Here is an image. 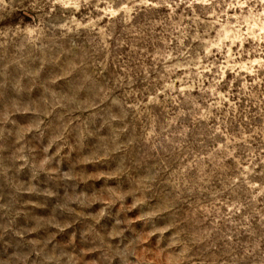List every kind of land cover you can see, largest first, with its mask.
<instances>
[{
  "label": "rangeland",
  "instance_id": "rangeland-1",
  "mask_svg": "<svg viewBox=\"0 0 264 264\" xmlns=\"http://www.w3.org/2000/svg\"><path fill=\"white\" fill-rule=\"evenodd\" d=\"M0 264H264V0H0Z\"/></svg>",
  "mask_w": 264,
  "mask_h": 264
}]
</instances>
